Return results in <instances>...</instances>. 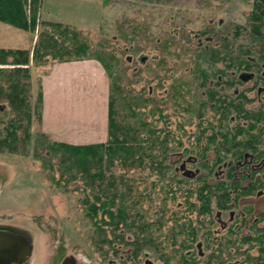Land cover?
<instances>
[{
    "label": "trees",
    "instance_id": "obj_1",
    "mask_svg": "<svg viewBox=\"0 0 264 264\" xmlns=\"http://www.w3.org/2000/svg\"><path fill=\"white\" fill-rule=\"evenodd\" d=\"M42 3L0 0V21L32 34L29 48L0 47V114L11 113L6 121L0 116V153L32 154L50 186L81 194L102 259L141 264L149 252L161 264H264V210L238 207L264 189V166L243 163L247 152L264 158V89H257L264 80V0L252 1L246 26L229 21L212 41L191 46L187 34L183 42L174 34L152 40L158 57L144 64L149 77L140 88V71H130L125 51L110 39L94 40L89 28L43 17ZM126 23L118 26L123 40ZM138 27L130 28V39L143 35ZM170 56L177 62L171 65ZM82 59L96 60L109 78L107 140L70 144L40 128L32 135L42 111L39 80L36 94L31 90L32 67ZM240 74L255 75L253 85L242 88ZM197 118V132L188 134L185 123ZM188 155L196 161H185L186 168L200 167L192 175L179 166ZM181 197L184 209L167 207ZM224 216L231 223L220 232ZM198 241L203 256L194 251Z\"/></svg>",
    "mask_w": 264,
    "mask_h": 264
},
{
    "label": "rangeland",
    "instance_id": "obj_2",
    "mask_svg": "<svg viewBox=\"0 0 264 264\" xmlns=\"http://www.w3.org/2000/svg\"><path fill=\"white\" fill-rule=\"evenodd\" d=\"M252 1L44 0L42 12L43 17L89 28L94 40L110 39L118 50L125 51L123 57L128 58L130 71H140L139 83L135 84L136 88H140L146 84L145 80L149 77L148 68L144 67V64L153 65L158 57V51L152 47V40H163L174 34L183 42L182 37L187 34L192 38L187 43L191 46L206 40L212 41L213 31H221L229 21L246 26ZM124 21L127 23L123 26V31L128 33L129 40H123L119 36L118 26ZM133 26H139L144 36L137 33L130 39L129 32ZM201 30L211 32L198 37ZM248 32L246 29L244 34L247 36ZM31 44L30 32L0 21V47L29 48ZM141 55L146 56L143 62L139 60ZM177 59L175 56L168 57L171 65L177 62ZM48 66L49 64L46 67H32L33 95L37 91L39 75ZM147 86L152 88L153 83ZM5 109L6 113H1L0 116L6 121L11 113ZM194 122L193 125L185 123L188 134L197 132L198 118ZM35 123L36 120L31 128L32 135L40 128ZM191 137L193 139V136ZM202 141L205 142L204 139ZM208 157L212 159L213 154L209 153ZM195 166L186 168V173L192 175L197 167L200 168ZM145 177L147 181L154 178L152 175ZM184 182L185 185L197 184L196 181L190 180ZM49 184L32 154L20 156L0 153V231L11 233L26 241L29 252L24 264H60L65 257H74L79 264H118L117 259H102L93 246V225L85 217L78 201L81 194L71 188H57ZM182 199L178 198L172 203L167 200L166 205L171 210H176L177 207L182 210L186 207ZM245 205H252L255 213L264 210V196L240 199L238 207ZM223 220L227 222L225 216ZM170 224L169 221L164 228L167 229ZM144 257L141 264H144ZM148 258L154 260L151 256ZM154 263L161 264L159 261Z\"/></svg>",
    "mask_w": 264,
    "mask_h": 264
},
{
    "label": "crops",
    "instance_id": "obj_3",
    "mask_svg": "<svg viewBox=\"0 0 264 264\" xmlns=\"http://www.w3.org/2000/svg\"><path fill=\"white\" fill-rule=\"evenodd\" d=\"M38 80L42 132L70 144L106 141L109 79L96 60L50 63Z\"/></svg>",
    "mask_w": 264,
    "mask_h": 264
},
{
    "label": "flooded vegetation",
    "instance_id": "obj_4",
    "mask_svg": "<svg viewBox=\"0 0 264 264\" xmlns=\"http://www.w3.org/2000/svg\"><path fill=\"white\" fill-rule=\"evenodd\" d=\"M263 75H264V70H263ZM239 78L243 81V84H241L240 86L242 88H247V87L249 88V87H251L253 85V82H254L253 80H255L256 77H255V75H252V74H240ZM261 82L263 84L257 86V89H259V91L261 89H264V80L261 81ZM246 93H247L248 96H252L253 91H249L248 90V91H246ZM178 156H179L178 158H181L180 154H178ZM185 161H192V162L194 161L195 162L196 159L192 155H188V156H186L184 158V161H182V163L179 164V166L182 167V168H186L185 167ZM239 163H240V161H237V164H239ZM243 163L250 165V169L251 170H257V169H261L264 166V158H255V155L253 153L247 152V153L244 154ZM262 176L264 177V171L262 172ZM257 196L258 197L259 196H264V189L260 190L257 193L256 197ZM230 223L231 222H224V221L218 222V226L215 229H217L220 232H224ZM260 225H263V222H261ZM191 251H193V250H188L187 253L189 254ZM194 251H195V253L197 255L203 256V248H202L201 241L196 242V245L194 247ZM144 256H145L144 259H143L144 264H155L154 263L155 260H151L150 258H148L150 256L149 252H145ZM75 262L77 264H79L76 259H75ZM114 263L108 262L107 264H114ZM9 264H18V263H16L15 261H11V262H9Z\"/></svg>",
    "mask_w": 264,
    "mask_h": 264
},
{
    "label": "water",
    "instance_id": "obj_5",
    "mask_svg": "<svg viewBox=\"0 0 264 264\" xmlns=\"http://www.w3.org/2000/svg\"><path fill=\"white\" fill-rule=\"evenodd\" d=\"M146 56L139 57L140 62ZM29 247L25 240L15 237L11 233L0 231V264H9L15 261L18 264L25 263ZM60 264H77L74 257H65Z\"/></svg>",
    "mask_w": 264,
    "mask_h": 264
}]
</instances>
